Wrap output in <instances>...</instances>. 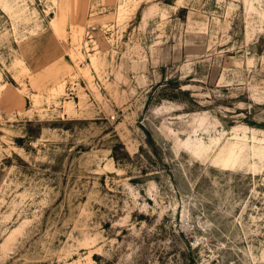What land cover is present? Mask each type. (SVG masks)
I'll return each instance as SVG.
<instances>
[{"label":"rangeland","instance_id":"rangeland-1","mask_svg":"<svg viewBox=\"0 0 264 264\" xmlns=\"http://www.w3.org/2000/svg\"><path fill=\"white\" fill-rule=\"evenodd\" d=\"M0 264H264V0H0Z\"/></svg>","mask_w":264,"mask_h":264},{"label":"trees","instance_id":"trees-1","mask_svg":"<svg viewBox=\"0 0 264 264\" xmlns=\"http://www.w3.org/2000/svg\"><path fill=\"white\" fill-rule=\"evenodd\" d=\"M179 91L181 93H183V94L189 95V91L188 90H181V89H179ZM174 96H176V95H171V97H174Z\"/></svg>","mask_w":264,"mask_h":264}]
</instances>
